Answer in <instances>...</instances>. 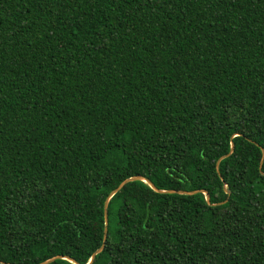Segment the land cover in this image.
<instances>
[{
  "label": "trees",
  "instance_id": "obj_1",
  "mask_svg": "<svg viewBox=\"0 0 264 264\" xmlns=\"http://www.w3.org/2000/svg\"><path fill=\"white\" fill-rule=\"evenodd\" d=\"M261 149L264 0H0V264H86L136 176L210 205L129 182L90 264H264Z\"/></svg>",
  "mask_w": 264,
  "mask_h": 264
},
{
  "label": "water",
  "instance_id": "obj_2",
  "mask_svg": "<svg viewBox=\"0 0 264 264\" xmlns=\"http://www.w3.org/2000/svg\"><path fill=\"white\" fill-rule=\"evenodd\" d=\"M232 153V144H230V148H229V151H228V153L226 154V155H224V156H222V157H220L217 161H216V163H215V170H216V173L218 174V163L220 162V160H222L223 158H226V157H228L230 154ZM263 158H264V151L261 149V158H260V161H259V166H258V168L260 169V166H261V164H262V161H263ZM264 175V174H263ZM132 181H141V182H143L144 184H146L150 189H152L154 192H156V193H159V194H177V195H186V196H188V195H193V194H196V193H201V194H203L204 195V200H205V202H206V204H208V205H210L209 204V201H208V195H207V193L205 192V191H202V190H199V191H172V190H158V189H156L148 180H146V179H144V178H142V177H138V176H136V177H131V178H128V179H125V180H123L121 183H119L117 186H116V188L114 189V190H112L109 194H108V196L106 197V199H105V201H104V203H103V210H102V212H103V220H104V224H103V234H102V244L100 245V247L97 249V250H95L92 254H91V256H90V258H89V260H88V262L86 263V264H90L91 262H92V260H93V258H94V256L96 255V254H98V253H100L101 251H102V249H103V245H104V241H105V234H106V224H107V217H106V204H107V201L109 200V198L112 196V195H114L116 192H118L125 184H127V183H129V182H132ZM56 259H62V260H65V261H67V262H69V263H71V264H77L76 262H74L72 259H70V258H67V257H59V256H56V257H53V258H51V259H48V260H45V261H43V262H41V263H38V264H48V263H50V262H52L53 260H56ZM3 264H8V263H3Z\"/></svg>",
  "mask_w": 264,
  "mask_h": 264
}]
</instances>
